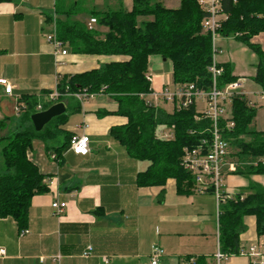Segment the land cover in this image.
I'll return each mask as SVG.
<instances>
[{
  "label": "crops",
  "instance_id": "crops-1",
  "mask_svg": "<svg viewBox=\"0 0 264 264\" xmlns=\"http://www.w3.org/2000/svg\"><path fill=\"white\" fill-rule=\"evenodd\" d=\"M160 1L168 9L179 6V0ZM56 2L0 0V79L12 87L8 95L0 86V138L17 117L19 125H28L22 122V113L16 112L20 98L44 100V93L55 90L58 77L119 60L75 54L66 46L65 55H56L46 41V36L53 32ZM67 2L80 3L84 13L71 19L83 24L92 18L90 10L114 9L119 4L118 0H101L98 5L95 0ZM121 4L127 10L131 7L124 6L122 0ZM93 30L107 32L106 27L97 23ZM251 43L264 52V33L252 37ZM216 44L220 50L218 64L230 65L234 78L245 79L240 93L249 106L258 107L252 129L264 132V103L260 99L264 87L254 80L258 64L255 54L232 37H220ZM166 62L158 56L148 58L147 74L153 76L151 87L156 91L164 81H172L170 62L169 71L161 73ZM63 103L66 114L75 121L73 127L65 124L64 131L71 137L87 135L89 153L79 156L67 148L60 152L58 160H53V150L46 152L41 141H32L27 158L43 175L48 191L32 197L24 235L19 236L12 219L0 218V249L5 251L0 264H150V249L155 244L163 249L161 264H186L187 258L198 257L204 258L205 264H215L213 256L219 249L217 208L213 216L209 196H198L211 194L180 195L172 179L160 187H138L136 175L142 171L136 160L109 138L111 128L127 122L116 113L117 103L103 94L82 102L66 97ZM171 112L172 109L167 113ZM56 140L51 143L63 142L60 136ZM51 143L48 141L46 146ZM231 155L229 152L226 162L235 165ZM249 179L264 186V175H252ZM223 182L225 192L231 196L248 185L244 177L236 174H226ZM54 201L65 204L59 215L51 208ZM244 224L246 230L239 237L242 248L264 237L256 235L252 216L245 217ZM148 227L153 228L151 234ZM145 235H149L146 241ZM222 264H249V260L232 256Z\"/></svg>",
  "mask_w": 264,
  "mask_h": 264
},
{
  "label": "trees",
  "instance_id": "trees-1",
  "mask_svg": "<svg viewBox=\"0 0 264 264\" xmlns=\"http://www.w3.org/2000/svg\"><path fill=\"white\" fill-rule=\"evenodd\" d=\"M118 1L114 9L89 11L97 24L107 28L105 34L71 19L84 13L80 3H71L65 8L62 0L56 2L53 33L62 46L75 54L119 60L83 73L58 77L55 85L58 98L55 101L17 100L22 122L28 125H19L22 130L0 138V218L12 219L19 231L27 226L32 197L48 191L43 175L27 158L32 141H41L46 152L54 151L55 158H52L53 154L50 158L58 160L71 138L64 131L66 113L54 118L40 132L34 131L29 118L39 111V105L44 110L82 92L108 96L117 103L116 113L127 119L125 125L109 130V138L116 141L131 159L147 161L145 170L136 175L138 187H160L172 179L178 194L192 193L193 179L180 166L182 149L196 144L200 138L197 132L208 122L194 121V107L167 113L162 107H145L139 96L149 87L145 75L150 56L170 62L174 84L193 83L204 89L210 86L211 41L210 36L202 32L204 13L196 0H179L175 9L165 8L157 0H131L129 10L122 6L121 0ZM221 9L227 19L221 23L219 36L232 37L255 54L258 64L254 80L264 87V52L251 43L252 37L264 33V0H222ZM140 18L150 19L139 21ZM220 66L223 73L218 78L219 87L236 80L231 75L230 65ZM255 112L244 97L232 99L234 127L225 133V137L229 147L235 149L231 155L236 167L233 174L244 177L248 185L219 205L218 241L219 250L224 254L238 253L241 248L239 237L246 230L244 218L247 216L255 220L256 235H264V186L249 179L252 175H264V166L260 162L264 158V132L251 128ZM165 128L173 130L172 141L157 138L158 131ZM59 136L63 139L62 144H52ZM48 141L51 145L46 146ZM186 261L205 264L201 257L187 258Z\"/></svg>",
  "mask_w": 264,
  "mask_h": 264
},
{
  "label": "built area",
  "instance_id": "built-area-1",
  "mask_svg": "<svg viewBox=\"0 0 264 264\" xmlns=\"http://www.w3.org/2000/svg\"><path fill=\"white\" fill-rule=\"evenodd\" d=\"M232 1L236 2V0ZM196 3L204 13L201 21L202 32L208 34L211 41V62L208 66L211 79L210 86L204 89L193 83L174 84L173 81L167 80L162 83L161 89L156 91L151 87L153 76L146 74L145 80L149 87L147 92L142 93L139 97L143 100L145 107L152 109H157L162 103L169 104L172 112L194 107V121L196 123L208 122L207 126L202 127L197 132L200 138L196 144L183 147L180 166L193 179L192 192L213 195L218 215L219 205L231 197L225 192L224 177L226 174H232L236 169L234 164H227L226 162L230 147L225 133L231 131L234 127L231 101L235 97H244L240 93V88L245 79L238 78L223 87L218 86V78L222 75L223 69L217 62L216 57L220 50L216 42L220 38L218 30L221 23L227 19V15L222 12V0H196ZM95 24L96 20L94 18L88 19L85 23L90 30H93ZM46 41L51 44L56 55L66 54L62 43L56 39L53 32L46 36ZM0 86L3 87L5 94H11L12 87L6 80L0 79ZM95 95L82 92L74 94L73 97L82 102L91 99ZM57 98L58 94L55 90L44 96V99L48 101H55ZM260 99L264 103V89L261 91ZM228 104L230 107H228ZM20 109V106L16 105V112H20ZM37 109L41 110L40 105L37 106ZM156 135L158 139L165 141L174 139V132L170 128L161 129ZM88 145L89 138L87 135H74L69 140L68 150L75 155L86 156L89 153ZM52 158H55V156L53 155ZM260 162L264 166V158H261ZM51 208L54 210V214L59 215L63 212L65 204L54 201L51 203ZM25 233H27V230H21L19 236ZM4 254L5 251L0 249V256ZM87 255L88 251L84 256ZM232 256L246 257L249 264H264V240L257 241L246 248L241 247L236 255L224 254L217 249L213 258L215 264H222ZM162 257L163 250L157 245H153L149 255V263L161 264ZM186 264H189V262H186Z\"/></svg>",
  "mask_w": 264,
  "mask_h": 264
},
{
  "label": "rangeland",
  "instance_id": "rangeland-1",
  "mask_svg": "<svg viewBox=\"0 0 264 264\" xmlns=\"http://www.w3.org/2000/svg\"><path fill=\"white\" fill-rule=\"evenodd\" d=\"M99 1H101V0H95V4L97 3V5H98V3H101V2H99ZM159 3L161 2L160 0H157ZM122 2H123V4H124V6H126L127 8L130 6V4H131V0H122ZM62 3L64 4V6H65V8H67L69 5H70V3H68L67 2V0H62ZM161 4V3H160ZM162 6H163V4H161ZM164 7V6H163ZM113 9V8H112ZM139 21H141V19H139ZM169 71V64H168V62H166V63H164V67H163V70H162V72L161 73H166V72H168ZM243 87V86H242ZM74 98V97H73ZM76 100V99H75ZM161 105V107L166 111V112H170L171 111V107H170V105L169 104H164V103H162V104H160ZM228 107H230V105L228 104ZM258 108V107H257ZM257 108H255V110H257ZM255 114H256V112H255ZM17 117V116H16ZM255 117V116H254ZM73 118L74 117H72V116H68L67 117V120H68V122H66V127H73V125H74V123H75V121L73 120ZM263 118H264V116H263ZM19 118L17 117L14 121V124H11V126H9L8 128L10 129V131H8V128L6 129L7 130V132L4 134V136H8V135H10L12 132H15V131H18V130H22V127L21 128H18V125H19ZM251 128H252V126H251ZM56 139H58V137H56ZM230 154H233V152H235V149H232V148H230ZM231 157V156H230ZM233 160H234V158H233ZM233 163V162H232ZM136 164H137V167L139 168V171H143V170H145V168L147 167V165H148V163H147V161H139V160H136ZM234 173V172H233ZM232 173V174H233ZM195 194H197V193H195ZM237 194V193H236ZM198 196H209V198L211 199V201L213 202V216H214V209H215V215H216V207H215V199H214V197L213 196H211V195H198ZM212 210V208H210V210H209V212ZM216 219V216L214 217V219L213 220H215ZM212 229H213V226H212ZM148 230H149V233L151 234V232L153 231V228H149L148 227ZM262 236H264V235H262ZM148 238H149V235H145V237H144V240L146 241V240H148ZM264 240V237H262L261 239H260V241H263ZM155 245H157V244H155ZM153 246V245H152ZM152 246H151V248H152ZM158 247H160L159 245H157ZM161 248V247H160ZM162 249V248H161ZM163 250V249H162ZM150 253H151V249H150ZM150 255V254H149Z\"/></svg>",
  "mask_w": 264,
  "mask_h": 264
},
{
  "label": "water",
  "instance_id": "water-1",
  "mask_svg": "<svg viewBox=\"0 0 264 264\" xmlns=\"http://www.w3.org/2000/svg\"><path fill=\"white\" fill-rule=\"evenodd\" d=\"M164 61V60H163ZM66 113V106L63 102L52 104L44 110L32 114L29 118L35 132H40L54 118Z\"/></svg>",
  "mask_w": 264,
  "mask_h": 264
}]
</instances>
